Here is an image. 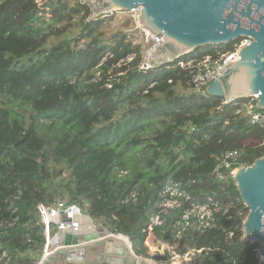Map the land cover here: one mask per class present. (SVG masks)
Masks as SVG:
<instances>
[{"label":"trees","instance_id":"trees-1","mask_svg":"<svg viewBox=\"0 0 264 264\" xmlns=\"http://www.w3.org/2000/svg\"><path fill=\"white\" fill-rule=\"evenodd\" d=\"M41 2L0 0L1 264L39 260L45 244L39 204L80 207L146 259L147 212H155L166 184L201 203L232 200L246 216L230 172L264 157V127L238 112L236 104L250 100L227 105L206 88L195 92L190 69L178 66L190 56L229 51L234 42L142 69L132 34L106 35L87 3ZM226 152L237 155L227 179H211ZM132 188L137 201L120 203ZM152 232L171 241L167 224ZM241 237L228 241L210 230L189 245L203 250L198 264H258L259 245Z\"/></svg>","mask_w":264,"mask_h":264},{"label":"water","instance_id":"water-1","mask_svg":"<svg viewBox=\"0 0 264 264\" xmlns=\"http://www.w3.org/2000/svg\"><path fill=\"white\" fill-rule=\"evenodd\" d=\"M82 1L91 7V20L115 12L139 11L140 28L152 36H161L142 69L165 67L199 48L220 47L242 37L250 38L251 43L237 51L238 57L223 64L217 79L206 86V94L227 105L254 100L256 109L264 111V0ZM232 179L247 210L241 227L242 241L258 244L264 260V157L250 166L233 169ZM86 217L95 231L82 236L62 233L60 240L68 247L60 254L94 247L98 264L100 260L102 264H157L137 257L121 236Z\"/></svg>","mask_w":264,"mask_h":264},{"label":"built area","instance_id":"built-area-1","mask_svg":"<svg viewBox=\"0 0 264 264\" xmlns=\"http://www.w3.org/2000/svg\"><path fill=\"white\" fill-rule=\"evenodd\" d=\"M41 3V0H36L38 6ZM131 12L135 13L134 20L136 30L138 31V39L136 40L133 36V44L141 48L144 62L153 47L161 42V36H152L140 28L137 22L139 11L136 9ZM110 15L112 14H105L100 19L107 18ZM250 43V38L242 37L232 44L229 51H217L213 54L203 55L198 59L195 56H190L186 60L178 62V66L190 69L192 76L189 85L193 91L200 92L202 88H206L210 82L217 79L222 71L223 64L230 62L233 57H238L237 51L240 48L248 46ZM84 44L85 42L79 43L76 50H80ZM106 57L107 55L102 60H105ZM130 60L131 57L127 59V61ZM236 106H239L238 112H243L248 116L251 124L264 127V111L257 110L252 101L241 105L236 104ZM236 156L235 152L220 154L217 157V165L210 173L211 179L219 182L227 179L225 171L230 169L231 161ZM230 174L232 176V171ZM137 199L138 190L132 188L120 200V203L133 204ZM152 205L155 208V212H147V232L148 230L152 231L153 228H162L167 224L171 241L165 243L161 240L160 244L161 246H166L170 264H198L197 256L203 250L191 248L189 245L191 241H194L196 236L203 235L210 230H220L225 234L226 240L229 241L236 234L241 233L242 223L245 218L243 211L237 208L232 200L225 205L213 198H209L206 202L201 203L199 200L185 194L177 185L172 184H166L163 187L158 194L157 201L153 202ZM37 212L40 224L43 227L45 244L42 258L36 264H43L48 258L57 254L60 255V251L67 249L68 246L64 245L60 240L62 233L66 232L72 236H79L82 223L84 221L88 223V220L84 210L76 205L68 204L66 201H57L50 205L39 204ZM117 235L130 244L127 237L120 234ZM181 248H185L186 250L181 252ZM74 253L77 255V258L83 259V249H75L69 252L67 256ZM254 255L258 264H264V260L259 253V247L255 250ZM1 262L2 257H0V264Z\"/></svg>","mask_w":264,"mask_h":264},{"label":"rangeland","instance_id":"rangeland-1","mask_svg":"<svg viewBox=\"0 0 264 264\" xmlns=\"http://www.w3.org/2000/svg\"><path fill=\"white\" fill-rule=\"evenodd\" d=\"M135 13L133 12H124V13H113L112 15H110L107 18H104L102 20H104V25L102 26V31L105 32L106 35H108L109 33L112 32H117V31H121L123 33H130L132 34V36L135 37V39H138V31L136 30V25H135ZM106 20V21H105ZM219 48V47H216ZM253 101V100H250ZM88 216V215H87ZM101 226L100 224H97ZM103 228V227H101ZM104 229V228H103ZM153 234L152 231L148 230L147 232V237L145 239L144 242V247H145V251L147 252V254L149 255V258L146 260L149 261H153L157 264H170L169 260H168V251L166 249V246H161L160 242L161 239ZM84 251V261H87V257L89 258V254L85 251V249H83ZM93 255V252L92 254ZM67 256V255H64ZM42 258V254L39 258V260ZM155 258V259H153ZM160 259V260H156ZM38 260V261H39ZM37 261V262H38ZM46 262V261H45ZM44 264V263H43Z\"/></svg>","mask_w":264,"mask_h":264},{"label":"crops","instance_id":"crops-1","mask_svg":"<svg viewBox=\"0 0 264 264\" xmlns=\"http://www.w3.org/2000/svg\"><path fill=\"white\" fill-rule=\"evenodd\" d=\"M83 219V218H81ZM95 231V228L93 225L90 224V222L88 221V223L86 221H84L80 227V234L79 236L82 235H88L91 234ZM99 246V245H98ZM94 247H88L85 249V251L90 255L89 258L87 257V261H84L83 259L77 258V255L74 254H69L68 256H64V255H54L50 258H48L46 260V262H44V264H78V263H82V264H98V262L96 261V257L94 255H91ZM84 261V262H83ZM102 264V261L100 260V263Z\"/></svg>","mask_w":264,"mask_h":264},{"label":"bare ground","instance_id":"bare-ground-1","mask_svg":"<svg viewBox=\"0 0 264 264\" xmlns=\"http://www.w3.org/2000/svg\"><path fill=\"white\" fill-rule=\"evenodd\" d=\"M119 238H121V239H123L122 237H119ZM128 243V242H127ZM130 245V244H129Z\"/></svg>","mask_w":264,"mask_h":264}]
</instances>
